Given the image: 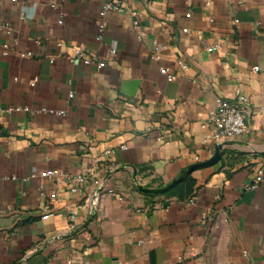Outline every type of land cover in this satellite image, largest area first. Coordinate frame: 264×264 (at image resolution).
<instances>
[{
	"label": "crops",
	"instance_id": "1",
	"mask_svg": "<svg viewBox=\"0 0 264 264\" xmlns=\"http://www.w3.org/2000/svg\"><path fill=\"white\" fill-rule=\"evenodd\" d=\"M111 1L0 0V264H264V0ZM238 95L218 161L134 187L210 159Z\"/></svg>",
	"mask_w": 264,
	"mask_h": 264
},
{
	"label": "built area",
	"instance_id": "2",
	"mask_svg": "<svg viewBox=\"0 0 264 264\" xmlns=\"http://www.w3.org/2000/svg\"><path fill=\"white\" fill-rule=\"evenodd\" d=\"M118 1L112 0L111 2L105 3L103 5L101 14L111 8H118ZM263 20H264V11H263ZM61 22V19L59 20ZM2 26V23H0ZM103 31L104 24L100 23L97 29L96 39L98 41H102L103 39ZM264 42V36H263ZM111 53H115V48H110ZM26 54H29L27 52ZM25 55V54H22ZM72 59L81 60L85 64L93 63V60L86 54L84 50V43H80L75 45L72 48ZM105 62L100 60L96 62V66L98 68L104 66ZM178 64L183 68H186L187 65L178 61ZM160 72L166 77L167 80H174L176 75L169 71L168 67L161 66L159 68ZM253 71H257L258 67L254 66L252 68ZM248 102V98L243 95H238L234 100H226L220 97H217L215 100V105L211 113L209 114L206 121L203 123V126H210L211 130L207 134V137L220 142L226 139H233L241 136L246 130V122H245V112H246V104ZM6 113L18 112V111H30V108L27 106H10L4 109ZM45 112H53L54 110L45 109L39 110ZM56 112L62 113V110H57ZM62 174L59 170H46L42 173L44 176H52V175H60ZM77 180H82V176L77 175L75 177ZM260 184H264V164L256 168L252 174L251 183L249 187H254ZM102 186V184L100 185ZM109 192H113V189H109ZM99 195V191H95L93 197L88 202V207L91 210L90 213L95 211V201L97 196ZM89 213V214H90ZM48 215L43 216V218ZM70 218H74V213L71 212L69 214Z\"/></svg>",
	"mask_w": 264,
	"mask_h": 264
},
{
	"label": "water",
	"instance_id": "3",
	"mask_svg": "<svg viewBox=\"0 0 264 264\" xmlns=\"http://www.w3.org/2000/svg\"><path fill=\"white\" fill-rule=\"evenodd\" d=\"M231 143L230 141H226V142H219L216 144L215 146V152L213 154V156L203 162H197L194 163L192 165H190L188 168H186L184 171H182L174 180H172L171 182H169L168 184H166L163 187L160 188H146L143 185H141L137 180H134V187L137 188L138 190L142 191V192H146V193H160L163 191H166L167 189L173 187L175 184H177L178 182H180L183 178H185L192 170H194L195 168L201 167V166H205V165H210L215 163L216 161L219 160L220 158V150L222 148V145L224 144H228ZM94 212L92 211L89 215L90 217L93 216ZM80 229V228H78ZM77 228L74 229L73 232H75L76 230H78Z\"/></svg>",
	"mask_w": 264,
	"mask_h": 264
},
{
	"label": "trees",
	"instance_id": "4",
	"mask_svg": "<svg viewBox=\"0 0 264 264\" xmlns=\"http://www.w3.org/2000/svg\"><path fill=\"white\" fill-rule=\"evenodd\" d=\"M171 192V191H170Z\"/></svg>",
	"mask_w": 264,
	"mask_h": 264
}]
</instances>
